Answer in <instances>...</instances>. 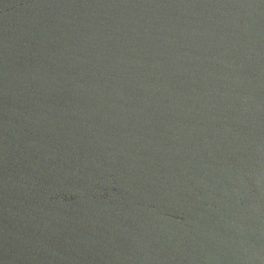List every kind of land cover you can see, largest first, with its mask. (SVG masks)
Listing matches in <instances>:
<instances>
[{
  "label": "water",
  "instance_id": "obj_1",
  "mask_svg": "<svg viewBox=\"0 0 264 264\" xmlns=\"http://www.w3.org/2000/svg\"><path fill=\"white\" fill-rule=\"evenodd\" d=\"M0 264H264V0H0Z\"/></svg>",
  "mask_w": 264,
  "mask_h": 264
}]
</instances>
